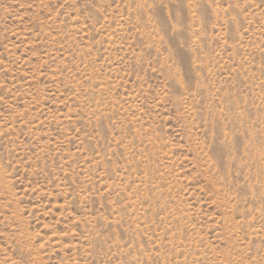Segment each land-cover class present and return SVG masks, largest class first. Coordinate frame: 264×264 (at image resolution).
<instances>
[{
	"label": "rangeland",
	"instance_id": "obj_1",
	"mask_svg": "<svg viewBox=\"0 0 264 264\" xmlns=\"http://www.w3.org/2000/svg\"><path fill=\"white\" fill-rule=\"evenodd\" d=\"M0 264H264V0H0Z\"/></svg>",
	"mask_w": 264,
	"mask_h": 264
}]
</instances>
